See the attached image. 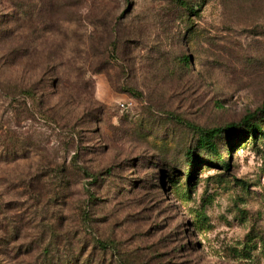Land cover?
<instances>
[{"label": "rangeland", "instance_id": "1", "mask_svg": "<svg viewBox=\"0 0 264 264\" xmlns=\"http://www.w3.org/2000/svg\"><path fill=\"white\" fill-rule=\"evenodd\" d=\"M36 4L0 69L48 62L49 118L0 83V264H264V0Z\"/></svg>", "mask_w": 264, "mask_h": 264}, {"label": "trees", "instance_id": "2", "mask_svg": "<svg viewBox=\"0 0 264 264\" xmlns=\"http://www.w3.org/2000/svg\"><path fill=\"white\" fill-rule=\"evenodd\" d=\"M37 1L8 0V5L4 7V10L8 13L2 18L0 17V51L4 52L0 55V59H5L9 67L15 66L19 59H33L38 48L37 42L39 38L35 37L38 25L33 18L34 15L38 16L36 14L38 12ZM48 6H50V2ZM24 19H29L27 30L23 29ZM48 58L51 59V56ZM40 69L42 70L40 73L36 72L34 67L32 68L34 71H31V73H20L19 71L14 73L13 70L4 71L0 69V83L4 81L7 84V91L5 92L12 100L16 101L22 97L24 98V113H30L31 115L35 113L41 114L49 118L43 110V103L45 104L46 100L45 92L49 85L52 84L53 86V83L48 78L51 74L49 63L45 62ZM246 121L250 122V119H246ZM226 129L216 128L209 131L206 134L207 137L200 140V148L212 150L214 147L212 137L222 133L224 130L226 131ZM247 132L250 135L252 134L254 141H256L258 134H263L264 136V131L258 124H248ZM6 135L7 133L0 135V145L2 147L0 150V163L5 157L8 158L11 155L13 156V161L21 158L19 156L22 146L21 138L16 134ZM224 167L229 168L230 165L226 163ZM188 179V183L191 184V175H188Z\"/></svg>", "mask_w": 264, "mask_h": 264}, {"label": "built area", "instance_id": "3", "mask_svg": "<svg viewBox=\"0 0 264 264\" xmlns=\"http://www.w3.org/2000/svg\"><path fill=\"white\" fill-rule=\"evenodd\" d=\"M122 106H125V104H122Z\"/></svg>", "mask_w": 264, "mask_h": 264}]
</instances>
